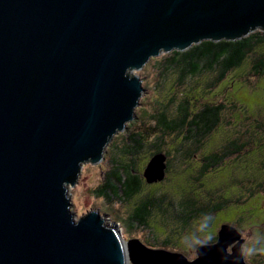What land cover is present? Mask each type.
<instances>
[{"label": "water", "instance_id": "1", "mask_svg": "<svg viewBox=\"0 0 264 264\" xmlns=\"http://www.w3.org/2000/svg\"><path fill=\"white\" fill-rule=\"evenodd\" d=\"M264 33V0H0V264H246L221 226L196 259L123 242L97 210L75 220L66 186L135 119L133 75L202 42ZM152 157L147 184L165 177ZM233 236V237H232Z\"/></svg>", "mask_w": 264, "mask_h": 264}, {"label": "rangeland", "instance_id": "2", "mask_svg": "<svg viewBox=\"0 0 264 264\" xmlns=\"http://www.w3.org/2000/svg\"><path fill=\"white\" fill-rule=\"evenodd\" d=\"M165 56L160 55L157 58H153L142 70L133 72V75L141 80L144 93L139 100V106L135 109V119L127 125L128 127L123 133L114 136L111 144L115 142L117 148L123 147L122 144L125 143V136L129 130L133 132L137 129L142 130L152 127L150 116L156 112H160L166 106L169 115L171 113L175 115L179 104L185 98L189 100L188 108L190 113L196 110L199 111L198 109L203 105H224V108H226L220 114L219 127L210 135L208 134L204 137L205 139L201 140L200 147L193 160L188 159L182 164V161L178 157H175L172 164L174 167L178 164L179 167H176L175 171H173V168L170 169L165 175L163 182L148 185V187L144 186L143 191L134 197L129 204H108L104 199L94 194L95 189L99 187L103 180L104 173L109 169V159L116 155H113V152H111V155L107 153L111 144L106 149L103 161L98 165L93 166L89 163H84L81 166L75 185L71 186L68 184L66 186L67 197L70 200V211L74 214L75 220L78 221L89 212L97 210L101 217H103L106 227H110L113 224L117 226L118 233L123 242L137 240L142 245L153 248L154 246H159L160 242L164 241L166 237H170L171 241L168 245L166 244L165 248H158L184 255L187 261H192L196 259V253L186 249L181 241L185 236L193 237L200 230L193 221L187 223L186 227L182 229L180 219L176 218L177 216L175 217L176 219L170 218V221H163L160 216L158 217L155 214V217L151 218L150 223L155 228V236L158 243L152 244L151 239H148L150 238L148 237L149 231L131 225L132 222H129V217L139 201H142L146 197L147 192L151 189L156 190L160 186L162 188H160L161 191L169 193L174 198L175 211L171 212L173 216L174 212L176 213L180 210L177 209L176 202L182 196L188 195L192 190L194 197L201 198L202 202L208 196L209 198L213 196L216 198L217 196V203L220 199L231 202L239 193L240 186L241 194L243 195L242 200H244L245 192H248V186L244 184L248 183V179L252 180L253 178L252 163L254 162L252 160L247 164L245 159L237 160L229 156L225 161H222L221 165L218 164L219 166H217L216 170L206 174L202 178H198L197 169L203 164L209 153L215 152L225 146L226 141L232 142L236 140L237 138L235 137L240 133L245 135L251 132L264 135V77L254 79L248 76L247 71L249 66L245 63L242 67V72L235 70L229 73L224 81L211 89L210 84L215 80L216 74H205L196 79H186L181 82L178 80L179 77L175 71H163L162 62ZM243 74L248 77L246 82L244 81L245 78L243 79ZM238 75H242V77L238 78ZM232 104H235L236 107L231 109L230 105ZM244 111L245 117L237 119L236 116L238 115L239 117V114ZM159 135L158 133L155 136ZM163 138H165L163 143L159 144L161 149L167 148V145L171 144V137L164 136ZM262 139L264 140V138ZM257 143H260V141ZM144 145L145 147L141 155L136 156L138 159L139 157L144 159L141 162V167H145L148 155L154 151V148H151V146H155L157 143H154L153 140L151 142L150 140H146ZM191 148L192 150L195 149V147ZM252 148L253 146L251 145ZM233 180H235V183H232ZM174 207L171 210H174ZM258 217L264 219V213L261 212L254 201L249 200L242 204L235 205V203H230L226 205L222 211L217 213L214 223L221 221L222 223L234 224L241 231L243 239L247 243H250L259 231L264 230V223L259 224L255 219ZM232 248L227 249L228 254H231ZM262 260H264V255L262 256ZM243 261L253 264L248 259L245 260L243 258Z\"/></svg>", "mask_w": 264, "mask_h": 264}, {"label": "trees", "instance_id": "3", "mask_svg": "<svg viewBox=\"0 0 264 264\" xmlns=\"http://www.w3.org/2000/svg\"><path fill=\"white\" fill-rule=\"evenodd\" d=\"M245 63L249 66L248 76L254 79L264 77V33L255 32L236 42H202L186 52H172L164 57L162 69L164 72L175 71L178 74V80L181 82L186 79H196L205 74H216L215 80L210 84L212 89L224 81L229 73L235 70L241 71ZM246 76L243 74L245 82L248 78ZM239 77H242V75H238ZM188 107V98H185L179 104L175 115L173 113L169 115L166 106L160 112L150 116L152 127L142 130L137 129L133 132L129 130L125 136V143L122 144L123 147L117 148V144L113 142L107 153L111 155V152H113L112 154L116 155L109 159V169L104 173L103 180L99 187L95 189L94 194L104 199L108 204H129L134 197L143 191L144 186L153 185L147 184L142 176L144 169L153 156L158 154L165 156V175L170 169L173 168V171H175L176 167H179L178 164L175 167L172 164L175 157H178L182 164L188 159L193 160L200 147L201 140L219 127L220 114L226 107L224 108L222 104H208L199 108V111L196 110L197 112L191 113ZM230 107L232 109L236 106L232 104ZM158 133L160 135L155 136ZM164 136L171 137V144L167 145V148L161 149L159 144L163 143ZM146 140H150V142L153 140L157 145L151 146L154 151L148 155L145 167H141V162L144 159L140 157L138 159L136 156H140L143 152ZM191 147H195V149L192 150ZM250 150L251 142L249 143L246 139L240 143L236 140L232 142L226 141L225 146L206 156V160L203 161L205 165L201 164L197 169L198 178H202L216 170L217 166L221 165L222 161H225L229 156L237 160L246 158V154ZM163 181L164 179L161 182ZM232 183H235V180ZM236 184L239 185L238 183ZM160 188L157 190L158 192L154 189L148 191L146 197L139 201L129 217V222H132L131 225L149 231L148 237L150 238L148 239H151L152 244L158 243L155 236V228L150 223L151 218H154L155 214L158 217L160 216L163 221H170V218L177 216L176 218L180 219L182 229L191 221L201 228L205 222L204 218L210 216L212 217L208 221L210 230L214 226L217 213L230 203H235V205L240 203L235 198L231 202L220 199L217 203V196L216 198L214 196L209 198L208 196L202 202L201 198L194 197L192 190L188 195L182 196L176 202V207L178 210L180 209V213L179 211L174 212L173 216L171 212L175 211L174 198L169 193L161 191L162 188ZM243 201L245 200H241V203ZM173 207L174 210H171ZM170 241L171 238L166 237L164 241L160 242L159 246H154L151 249L160 250L158 247L165 248Z\"/></svg>", "mask_w": 264, "mask_h": 264}, {"label": "flooded vegetation", "instance_id": "4", "mask_svg": "<svg viewBox=\"0 0 264 264\" xmlns=\"http://www.w3.org/2000/svg\"><path fill=\"white\" fill-rule=\"evenodd\" d=\"M241 117H245V111L241 112L236 116V118H241ZM235 138L236 141L239 143L240 142H244V140H248V142H251V145L253 146V149H251L250 151L247 152L246 154V158L245 162L247 164H249V161L252 160V165H253V178L252 180L248 179V183L244 184L245 186H248V192H245V201H243V203L248 202L249 200L254 201L255 204L258 205V208L261 210L262 213H264V140L262 138H264V135H260L258 133H251L248 132L245 135H242V133H240L238 136H236ZM242 138H244V140L242 141ZM260 141V143L256 142ZM249 155V156H248ZM248 157V160H247ZM243 184V183H242ZM242 186V185H241ZM242 194H241V190H240V186H239V193L236 195L235 199H238L239 202L241 203L242 200ZM239 203V204H240ZM242 204V203H241ZM256 221L260 224V223H264V219L261 217L255 218ZM213 228L209 230V234H211L213 236V240L211 241L210 244H214L217 242L218 239V233L219 230L221 228V226L223 225H228L230 227H232L234 229V231L237 233V241H235L233 244H231V246L228 247V250L231 249L233 246L239 244L240 245V250L241 248L247 244V242L243 239L242 237V233L241 231L238 230V228L232 224V223H226V222H221V221H217L216 223L213 224ZM251 232V231H250ZM249 232V234H250ZM259 238H264V230L259 231L257 233V235L254 236L253 241L258 240ZM262 256L263 255H256L250 259H248L249 262L255 264L257 262V264L264 262V260H262ZM246 263V262H245ZM249 264V263H246ZM264 264V263H262Z\"/></svg>", "mask_w": 264, "mask_h": 264}, {"label": "clouds", "instance_id": "5", "mask_svg": "<svg viewBox=\"0 0 264 264\" xmlns=\"http://www.w3.org/2000/svg\"><path fill=\"white\" fill-rule=\"evenodd\" d=\"M212 217L208 216L204 218V224L201 226L199 233L194 237L185 236L181 243L184 247L194 253H198L199 249L202 247H209L211 241L213 240V236L209 234L208 221H210ZM219 252H222V258L224 261H228V253L226 248L218 249ZM241 256L245 260L250 259L256 255H264V238H259L256 241L245 244L241 248Z\"/></svg>", "mask_w": 264, "mask_h": 264}]
</instances>
